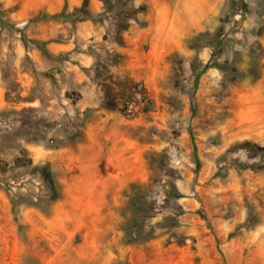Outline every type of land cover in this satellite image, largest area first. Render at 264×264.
<instances>
[{
    "label": "rangeland",
    "instance_id": "374dc122",
    "mask_svg": "<svg viewBox=\"0 0 264 264\" xmlns=\"http://www.w3.org/2000/svg\"><path fill=\"white\" fill-rule=\"evenodd\" d=\"M0 19V264H264V0Z\"/></svg>",
    "mask_w": 264,
    "mask_h": 264
},
{
    "label": "trees",
    "instance_id": "16d2710c",
    "mask_svg": "<svg viewBox=\"0 0 264 264\" xmlns=\"http://www.w3.org/2000/svg\"><path fill=\"white\" fill-rule=\"evenodd\" d=\"M241 1H243V0H241ZM145 4H143L142 6H140V7H138L137 8V11H141L139 8H141V9H145ZM79 11H82L81 12V16L82 17H90V16H92V12H90L88 9H85V10H79ZM3 21H2V19H0V23H2ZM147 25V24H146ZM223 41L219 44V46H218V53H221V50H222V45H223ZM215 60H213V59H211L206 65H205V68H207V67H210L212 64H213V62H214ZM214 63H216V64H218L217 62H214ZM243 144L245 145V147L247 148V150H249V151H251V150H253L254 152H256L258 155H260L262 158H263V160H264V145H262V146H258L257 144H255V143H252V142H250V141H244L243 142Z\"/></svg>",
    "mask_w": 264,
    "mask_h": 264
},
{
    "label": "crops",
    "instance_id": "0c3cea01",
    "mask_svg": "<svg viewBox=\"0 0 264 264\" xmlns=\"http://www.w3.org/2000/svg\"><path fill=\"white\" fill-rule=\"evenodd\" d=\"M87 194H88L89 196H93V195H95L97 198H103L104 190L99 191V192H95V193H93V192H91V193L87 192Z\"/></svg>",
    "mask_w": 264,
    "mask_h": 264
},
{
    "label": "bare ground",
    "instance_id": "6f19581e",
    "mask_svg": "<svg viewBox=\"0 0 264 264\" xmlns=\"http://www.w3.org/2000/svg\"><path fill=\"white\" fill-rule=\"evenodd\" d=\"M260 95V94H259ZM261 97V96H260ZM262 112H263V110H262Z\"/></svg>",
    "mask_w": 264,
    "mask_h": 264
}]
</instances>
